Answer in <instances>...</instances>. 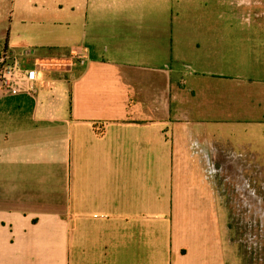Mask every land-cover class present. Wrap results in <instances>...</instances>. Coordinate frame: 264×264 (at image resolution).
Returning a JSON list of instances; mask_svg holds the SVG:
<instances>
[{"label": "crops", "instance_id": "1", "mask_svg": "<svg viewBox=\"0 0 264 264\" xmlns=\"http://www.w3.org/2000/svg\"><path fill=\"white\" fill-rule=\"evenodd\" d=\"M191 1L0 0L38 73L0 84V264H243L212 173L264 157V78Z\"/></svg>", "mask_w": 264, "mask_h": 264}, {"label": "rangeland", "instance_id": "2", "mask_svg": "<svg viewBox=\"0 0 264 264\" xmlns=\"http://www.w3.org/2000/svg\"><path fill=\"white\" fill-rule=\"evenodd\" d=\"M185 9L191 22L216 23L221 28L208 31L239 40L232 56L235 70L244 77L264 78V0H192ZM254 160V165L235 160L237 165L212 173L224 198L229 244L243 264H264V157Z\"/></svg>", "mask_w": 264, "mask_h": 264}, {"label": "built area", "instance_id": "3", "mask_svg": "<svg viewBox=\"0 0 264 264\" xmlns=\"http://www.w3.org/2000/svg\"><path fill=\"white\" fill-rule=\"evenodd\" d=\"M35 69L23 68L7 51L0 52V84L11 92L34 91Z\"/></svg>", "mask_w": 264, "mask_h": 264}]
</instances>
